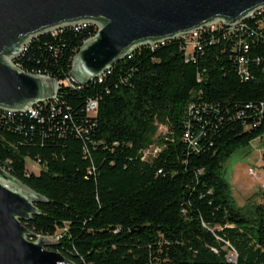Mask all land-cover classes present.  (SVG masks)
Masks as SVG:
<instances>
[{
	"label": "trees",
	"instance_id": "1",
	"mask_svg": "<svg viewBox=\"0 0 264 264\" xmlns=\"http://www.w3.org/2000/svg\"><path fill=\"white\" fill-rule=\"evenodd\" d=\"M263 16L202 32L187 60L180 39L140 46L81 85L67 74L91 25L31 38L16 63L54 78L55 98L0 112V166L47 200L25 227L72 264H228L224 241L236 264H264V191L239 206L220 175L236 148L264 145Z\"/></svg>",
	"mask_w": 264,
	"mask_h": 264
},
{
	"label": "water",
	"instance_id": "2",
	"mask_svg": "<svg viewBox=\"0 0 264 264\" xmlns=\"http://www.w3.org/2000/svg\"><path fill=\"white\" fill-rule=\"evenodd\" d=\"M260 6L264 0H0V106L22 108L57 89L54 78L18 72L4 61L29 35L61 23L98 22L100 29L81 43L67 74L81 85L136 43L169 38L215 20L234 24ZM37 201L47 202L0 167V264L68 262L48 249L57 242L22 223L38 214Z\"/></svg>",
	"mask_w": 264,
	"mask_h": 264
},
{
	"label": "built area",
	"instance_id": "3",
	"mask_svg": "<svg viewBox=\"0 0 264 264\" xmlns=\"http://www.w3.org/2000/svg\"><path fill=\"white\" fill-rule=\"evenodd\" d=\"M254 14H264V6H260V7H257L255 9L251 10V12L249 14H247L246 16L240 18L234 24H229V25H226L225 23H222L221 24L220 21L215 20V21H211V22H208V23L200 24L197 27L192 28V29L187 30V31L178 32V33H176L175 35H173L172 37H169V38H162V39L154 40V41L145 40L143 42L136 43V44H134V45H132L130 47V49L127 51L126 55H128L129 53H131L133 50L137 49L140 46L153 47L156 44H163L165 41H168V40H171V39H180L183 42L185 60H187V57L191 53V51L193 50V48L199 47L197 37L199 35H201L202 32H213V31L215 32V31H218L220 29H225L224 32H226V33L239 32V31H241V30L244 29V27H245V21L247 19H249V18H252L254 16ZM86 25H91L94 28L92 35L89 36L88 38L96 35V32L100 29V24L98 22L87 19V20L72 21V22H68V23H61V24H59L57 26L50 27V28H48V29H46V30H44V31H42L40 33H43V32H50V33L52 32L53 33L57 29H61V28H64V27H72L73 29H77L80 26L83 27V26H86ZM261 25L264 26V16H263V18L261 20ZM40 33H36V34L29 35L20 44V47H19L18 51H16L15 53H12V54L4 55L3 56L4 61L8 65L13 66L18 72L20 71V72H23V73H30V74H36V75H41V76L49 77L46 74L39 73V72H36V71L35 72L34 71L33 72H28L26 70H23L19 66V64L16 63V58L24 50V48H25L26 44L28 43V41H30L31 38L35 37L36 35H38ZM236 43L239 44L240 43V40H237ZM241 44H242V46L244 48H246V44H244L243 41H242ZM238 62H239V73L241 75H244V76L247 75L246 69L244 67H242V65H241V63L243 62V59L241 57L238 59ZM109 67L110 66H108L104 71H106ZM104 71H102L101 73H99L97 75V77L94 78V79H99L100 75ZM94 79H92V80H94ZM67 80L70 81L74 85H78V84H75L69 77L67 78ZM56 83H57V87H58V82L56 81ZM56 91H57V89H56ZM56 91H55V93L52 96H50L48 98H45V99L36 100L33 103H31L30 105L25 106V107H22V108H5V107H1L0 106V112H3L5 114H7V115L8 114H11V113H29L30 116H36L37 111L35 109V106L36 105L38 106L41 103H44V102L53 100L55 98ZM95 105H96V103H95L94 100L88 99L86 101V104H85V111L88 114H91L93 112V110L95 109ZM185 137H186V134H185ZM256 144H260V149H262V152H264V145L261 144L259 137H255L254 139H252L248 143L247 146H250L251 149H253V148H255ZM26 161L30 162L32 165H34L35 167H37L36 168V172H38V163H37V161L33 162V161L28 160V159H26ZM1 168L4 169L5 171H7L4 167H1ZM25 168H26V172L27 173L28 172L36 173L35 171L31 170L33 168H31L30 170L27 169L26 164H25ZM248 172L252 174L253 171H252V169L248 168ZM35 235H37V234H35ZM48 237L50 239H52V240H55L56 239V237L55 238H52L50 236H48ZM26 239H28L30 241H34V237H27L26 236ZM223 245H224V248L227 251V253L224 256L225 257V261L228 264H236V252H235V250L226 241L223 242ZM211 250L213 252L216 251L214 248H211ZM64 264H69V263L68 262H65Z\"/></svg>",
	"mask_w": 264,
	"mask_h": 264
},
{
	"label": "rangeland",
	"instance_id": "4",
	"mask_svg": "<svg viewBox=\"0 0 264 264\" xmlns=\"http://www.w3.org/2000/svg\"><path fill=\"white\" fill-rule=\"evenodd\" d=\"M159 127L158 131L163 132ZM260 144L255 148L243 146L236 148L222 163L220 175L229 185L230 194L237 205L245 202H261L264 191V161L261 159ZM27 169L36 172V168L25 160ZM252 169V174L248 172Z\"/></svg>",
	"mask_w": 264,
	"mask_h": 264
}]
</instances>
